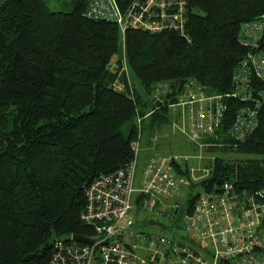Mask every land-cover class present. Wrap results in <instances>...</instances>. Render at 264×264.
Here are the masks:
<instances>
[{
  "label": "trees",
  "instance_id": "16d2710c",
  "mask_svg": "<svg viewBox=\"0 0 264 264\" xmlns=\"http://www.w3.org/2000/svg\"><path fill=\"white\" fill-rule=\"evenodd\" d=\"M51 1L0 2V264H49L58 241L94 236L81 220L86 188L128 165L137 141L152 147L157 135L162 143L167 128L181 123L169 104L187 82L210 95L231 94L238 63L264 51V35L255 49L240 44L243 24L264 17V0H188L184 35L136 28L122 35L116 24L86 16L89 0H61L65 8L58 11ZM132 1L116 0L122 11ZM123 56L128 73L119 77L108 65L115 57L120 67ZM116 81L125 91L114 89ZM159 85L169 91L156 101ZM259 87L258 125L243 140L227 132L244 103L225 99L218 137L206 138V150L217 156L200 182L204 191L229 181L264 204ZM153 147L147 160L159 152ZM174 166L189 177L187 162ZM260 230L264 235V217Z\"/></svg>",
  "mask_w": 264,
  "mask_h": 264
},
{
  "label": "built area",
  "instance_id": "2783aa9c",
  "mask_svg": "<svg viewBox=\"0 0 264 264\" xmlns=\"http://www.w3.org/2000/svg\"><path fill=\"white\" fill-rule=\"evenodd\" d=\"M187 2L133 0L122 11L116 0H89L86 16L116 24L122 35L129 28L152 34L169 30L184 35ZM263 35L264 17L246 22L240 44L255 49ZM122 59L120 67L115 57L108 65L119 77L128 73L125 56ZM233 83V93L210 95L198 83L187 82L183 93L169 104L192 139L218 137L227 110L225 99L230 97L244 104L235 112L227 135L240 141L256 129L258 108L263 102L259 85L264 87V51H254L238 63ZM113 87L125 91V85L119 81ZM165 91H169L168 87L159 85L152 97L161 101ZM139 141L128 165L111 175L99 176L85 190L87 204L81 220L93 226L95 234L90 238L94 242L77 245L72 239L74 244L58 241L49 264H264V235L260 230L264 204L257 202L255 195L239 194L234 184L227 181L217 190L200 193L193 205L187 201L181 204L176 197L181 184L188 181L177 174L174 165H183L189 158L159 152L147 160L140 187L136 189ZM151 143L158 146L159 137L153 135ZM136 201L141 209L167 222L153 217L148 220L163 223L167 230H179L182 242L143 232L141 222L132 214Z\"/></svg>",
  "mask_w": 264,
  "mask_h": 264
},
{
  "label": "rangeland",
  "instance_id": "374dc122",
  "mask_svg": "<svg viewBox=\"0 0 264 264\" xmlns=\"http://www.w3.org/2000/svg\"><path fill=\"white\" fill-rule=\"evenodd\" d=\"M1 1L3 0H0V2ZM50 7L54 11H58L61 8H65L62 5L61 0H52ZM180 124L181 123L177 124L175 128L174 125L171 124L170 127L167 128L170 134L164 132L168 136L163 139L162 143L159 142V145L154 150L159 151L164 155L178 154V155L187 156L189 158L187 160V163L190 168L189 177L186 178L188 184L184 182L181 184V191L176 197L179 200L178 202L184 204L190 196L193 197L197 194L203 193L204 189L200 184V182L210 176L211 168L213 166V159L214 156L217 155L209 153L206 150L207 149L206 138L202 139L201 141H197V142L194 141L193 139H191L189 132L183 130ZM143 134L147 136L150 135V132L148 129L145 128ZM151 138H153V136H151ZM161 145L163 146L161 147ZM153 152H154L153 150L150 151L145 149L144 140H143V142L141 143L140 152L138 154V162H137L138 166L134 180V187L136 189L140 187L141 178L143 175L142 172L144 171V166L146 165L148 153H153ZM233 157H235V155ZM135 207L136 210H134L132 214L135 217V219L141 222L140 228L142 229L143 232L153 236L156 235L165 236L175 242H182L181 232L179 230L176 229L163 230L157 226L147 224V220L150 217L156 219L160 218L162 221L167 222L165 218L156 215H150L148 212L141 209L140 205H136V202H135Z\"/></svg>",
  "mask_w": 264,
  "mask_h": 264
},
{
  "label": "water",
  "instance_id": "95a60500",
  "mask_svg": "<svg viewBox=\"0 0 264 264\" xmlns=\"http://www.w3.org/2000/svg\"><path fill=\"white\" fill-rule=\"evenodd\" d=\"M148 224L157 226L163 230H167V227L163 223L153 220V219L148 220ZM72 240L74 242H83V243H93L94 242V239L87 237V236H82V235H73Z\"/></svg>",
  "mask_w": 264,
  "mask_h": 264
},
{
  "label": "crops",
  "instance_id": "0c3cea01",
  "mask_svg": "<svg viewBox=\"0 0 264 264\" xmlns=\"http://www.w3.org/2000/svg\"><path fill=\"white\" fill-rule=\"evenodd\" d=\"M144 145H145V149H146V150H152V149L154 148L153 146H152V147H149V144L147 143L146 140L144 141ZM156 147H157V146H156ZM156 147H155V148H156ZM161 147H162V145H161Z\"/></svg>",
  "mask_w": 264,
  "mask_h": 264
}]
</instances>
